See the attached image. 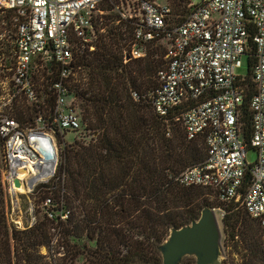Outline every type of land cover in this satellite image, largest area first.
I'll use <instances>...</instances> for the list:
<instances>
[{
	"label": "built area",
	"instance_id": "1",
	"mask_svg": "<svg viewBox=\"0 0 264 264\" xmlns=\"http://www.w3.org/2000/svg\"><path fill=\"white\" fill-rule=\"evenodd\" d=\"M102 1L0 0V12L10 15L14 29L9 47L3 43L7 33L0 31V160L11 203L19 192L14 179L24 174L20 185L29 189L53 178L59 139L66 142L67 134L81 127L69 78L77 41L93 48L91 24ZM187 6L181 21H170V6L155 0H135L129 11H119L134 24L123 61L144 58L151 41L164 44L157 85L145 95L167 134L171 122H178L187 139L202 136L206 145L203 161L172 178L183 186L211 188L223 202H238L264 227V0H189ZM250 23L256 52L250 99V145L256 151L252 163L246 161L248 148L239 121L242 76L235 72L247 56ZM51 69L56 78L46 86L39 74ZM22 104L29 113L20 121L14 107ZM21 169L25 172L19 173ZM50 202L46 197L42 203ZM46 215L55 216L49 209ZM59 216L65 219L68 210Z\"/></svg>",
	"mask_w": 264,
	"mask_h": 264
},
{
	"label": "trees",
	"instance_id": "2",
	"mask_svg": "<svg viewBox=\"0 0 264 264\" xmlns=\"http://www.w3.org/2000/svg\"><path fill=\"white\" fill-rule=\"evenodd\" d=\"M167 1L169 20H183L189 0ZM98 12L102 13L91 24L93 48L77 41L69 78L81 127L73 131V143L62 148L54 181L39 185L53 186L54 198L49 197L50 204L43 206L35 222L16 229L7 224L0 197V264H161L159 246L170 228L189 223L210 204L209 192L202 190L206 187L183 186L172 178L205 159L204 138L187 139L178 122H171L167 134L166 124L145 95L157 85L152 75L165 63V51L159 55L160 45H154L159 41L154 40L147 44L144 58L124 62V51L133 39L132 20L122 18L112 0H103ZM9 17L5 13L0 18V31L7 30ZM249 28L248 73L239 83L243 91L239 121L243 141L253 148L250 99L255 92L256 52L252 23ZM39 77L47 86L56 71H42ZM14 111L21 121L29 107L18 105ZM249 177L248 171L240 191H245ZM223 203H230L222 216L225 234L230 239L241 236L248 245L244 264H264L257 258L262 249L252 248L259 246L264 227L238 202ZM48 209L55 216L47 217ZM65 210L68 216L61 219ZM249 221L258 227L248 226ZM180 264H195V257L185 256Z\"/></svg>",
	"mask_w": 264,
	"mask_h": 264
},
{
	"label": "rangeland",
	"instance_id": "3",
	"mask_svg": "<svg viewBox=\"0 0 264 264\" xmlns=\"http://www.w3.org/2000/svg\"><path fill=\"white\" fill-rule=\"evenodd\" d=\"M135 0H112V3L114 4V8L118 7V11L121 12H127L129 11V7L132 8V4ZM157 3L160 4H169L167 0H155ZM132 11V10H131ZM102 12L96 11L94 16L96 17L100 15ZM108 13V11L103 10V14ZM4 15V13L0 12V18ZM2 20V19H1ZM8 21V28L5 30L6 37L3 41L4 45L6 47H9L13 40L14 35V29L10 23V19H7ZM5 22V21H4ZM0 24H3L2 21H0ZM3 32V31H1ZM160 45V48L158 49L159 55L161 52L165 51V46L161 42H155L154 45ZM236 74L241 76H246L248 73V58L247 56H242V64L239 68L236 69ZM153 79H156V73L154 72L152 75ZM24 100H20V103H22ZM179 127V126H177ZM73 136V133L70 132L67 134V138H69L66 142L60 141L58 142V162L61 158V151L62 148L70 143H73L71 141V137ZM71 141V142H70ZM256 159V151L253 148H248L246 152V161L247 162H254ZM58 166V165H57ZM2 169L3 164L0 160V197L4 201V215L7 220V224L10 227L16 228V229H22L24 228V225L31 224L32 221H36L38 219V216L43 212L44 205L42 203L43 199L45 197H51L54 198L53 193V186H49L48 188H41L39 185L41 183H51L52 178L42 181L35 185L32 188L26 189L25 192H17L16 196L14 197L13 203L10 202L9 195L7 193L6 187L2 180ZM17 188L19 186H16ZM204 191H208L209 194L207 195V201L210 202V204L206 205L211 208H214L217 214L218 222L221 229V253H220V261L223 263L224 261L227 262V264H244L245 258L243 257L244 254H248L249 251L247 250L248 245L246 244L245 240L242 239V237L235 236V239H230L227 234H225L223 230V223H222V216L221 213H224V207L226 205H229L230 203L226 204L221 202L217 195L215 194L214 190L210 188H202ZM241 212L245 213L243 209L240 206H237ZM39 212H38V211ZM15 221H20L21 225L16 223ZM248 226H252L255 229L258 227V224L252 221H249ZM260 228V227H259ZM261 237L258 240L259 246L254 247L252 244V248H254L256 251H258L259 248H261L262 253L259 255L257 253V258H263L264 262V229L261 228ZM90 244H93V242H89ZM41 251L43 253L46 252L45 248H42ZM260 251V250H259ZM257 261V260H256ZM261 264V261H260Z\"/></svg>",
	"mask_w": 264,
	"mask_h": 264
},
{
	"label": "water",
	"instance_id": "4",
	"mask_svg": "<svg viewBox=\"0 0 264 264\" xmlns=\"http://www.w3.org/2000/svg\"><path fill=\"white\" fill-rule=\"evenodd\" d=\"M23 172L24 169L19 170ZM20 184L15 178L14 185ZM159 250L161 264H180L185 256H194L195 264H221V229L215 209L204 206L197 218L170 228Z\"/></svg>",
	"mask_w": 264,
	"mask_h": 264
},
{
	"label": "bare ground",
	"instance_id": "5",
	"mask_svg": "<svg viewBox=\"0 0 264 264\" xmlns=\"http://www.w3.org/2000/svg\"><path fill=\"white\" fill-rule=\"evenodd\" d=\"M23 175L24 174H19V180L23 177ZM17 190L19 191V192H25L26 191V188L24 187V186H22V185H20L18 188H17Z\"/></svg>",
	"mask_w": 264,
	"mask_h": 264
}]
</instances>
